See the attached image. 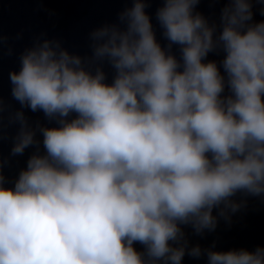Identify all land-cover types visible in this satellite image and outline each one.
Wrapping results in <instances>:
<instances>
[{
	"label": "clouds",
	"instance_id": "clouds-1",
	"mask_svg": "<svg viewBox=\"0 0 264 264\" xmlns=\"http://www.w3.org/2000/svg\"><path fill=\"white\" fill-rule=\"evenodd\" d=\"M123 2L88 53L41 31L8 73L0 264H264V247L202 248L185 231L203 237L249 198L264 203V0H209L224 3L218 20L202 0H159L155 26V0ZM22 39L0 31V57Z\"/></svg>",
	"mask_w": 264,
	"mask_h": 264
},
{
	"label": "water",
	"instance_id": "water-1",
	"mask_svg": "<svg viewBox=\"0 0 264 264\" xmlns=\"http://www.w3.org/2000/svg\"><path fill=\"white\" fill-rule=\"evenodd\" d=\"M158 6H160L159 0H155L147 9L153 17L154 26L156 25L154 13ZM223 6V2L212 5L209 0H202L198 11L218 20ZM124 7L123 0H43L42 3L38 0H0V31L10 37L23 32L22 40H10L15 49L14 54L8 56L5 48V54L0 57V95L5 100L11 99L8 73L11 70H18V54L31 43L33 34L45 31L49 38L62 39L69 51L83 55L89 52L88 33L105 22L116 21L118 12ZM259 8L260 5H254L255 21L264 20V16L259 13ZM209 59L219 61L222 56L210 54ZM12 103L15 107H19L15 101ZM26 115L32 120L37 118L42 122L44 120L43 113H32L26 110ZM11 131L14 132L15 129ZM10 148V141L0 142V153L5 157L8 156ZM31 152L32 149H27L23 156L11 159L10 165L4 169V174L9 180L14 179L19 170L26 166ZM185 231L190 244L198 243L202 248L210 247L213 242H215V250L221 251L240 248L254 250L257 246L264 247V203H261L259 198H249L247 209L236 213L232 217L231 225L220 220L216 231L206 233L203 237L194 235L191 228H186ZM135 247L137 250H143L140 244H136ZM182 264H207V258L202 256L194 259L185 255Z\"/></svg>",
	"mask_w": 264,
	"mask_h": 264
}]
</instances>
